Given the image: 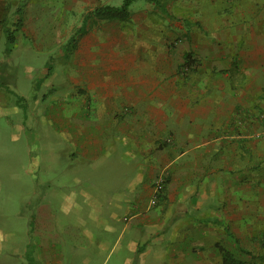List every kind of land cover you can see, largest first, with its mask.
I'll return each instance as SVG.
<instances>
[{
    "label": "crops",
    "instance_id": "crops-1",
    "mask_svg": "<svg viewBox=\"0 0 264 264\" xmlns=\"http://www.w3.org/2000/svg\"><path fill=\"white\" fill-rule=\"evenodd\" d=\"M193 4L202 29L161 48L155 61L77 64V88L65 99L73 105L56 117L64 155L83 167L76 180H90L88 171L126 179V194L107 206L133 213L123 230L135 254L151 239L162 245L171 230L184 246L175 264H222L227 231L258 229L264 213V0ZM163 172L164 190L149 209L150 182ZM36 235L34 256L12 249L0 264H60Z\"/></svg>",
    "mask_w": 264,
    "mask_h": 264
},
{
    "label": "rangeland",
    "instance_id": "rangeland-1",
    "mask_svg": "<svg viewBox=\"0 0 264 264\" xmlns=\"http://www.w3.org/2000/svg\"><path fill=\"white\" fill-rule=\"evenodd\" d=\"M121 2L0 0L3 257L12 249L24 259L34 256L38 233L50 244V252L60 264H175L172 255L177 257L184 247L178 243L180 233L169 230L161 236L162 245L151 239L144 242L141 256L135 254L129 245L130 235L123 230L133 213L126 215L122 207L107 206L108 200L116 202L118 195L126 194V179L116 173L115 181L112 176L107 180L100 172L90 175L88 171L90 180L78 181L82 165L64 155L56 116L59 106L70 109L73 105L65 99L77 88V64L95 68L109 61L121 68L125 63H149L160 57L161 48L173 49L185 42L188 31L202 29L197 20L202 14L193 3L202 8L203 0H134L127 20L90 17L85 33L77 34L88 13ZM5 30L14 36L13 45L6 43ZM156 174L150 191L160 173ZM148 200L145 207L151 209L154 205ZM97 203L101 207L98 212ZM38 211L44 216L42 223L34 219ZM258 220V229L227 231L229 243H221L220 247L241 257L242 264H264L260 260L264 254V213ZM109 225L113 232H106ZM13 263L20 264L16 259Z\"/></svg>",
    "mask_w": 264,
    "mask_h": 264
},
{
    "label": "trees",
    "instance_id": "trees-1",
    "mask_svg": "<svg viewBox=\"0 0 264 264\" xmlns=\"http://www.w3.org/2000/svg\"><path fill=\"white\" fill-rule=\"evenodd\" d=\"M134 0H122L119 6H103L95 8L92 12L88 13L82 23L81 28L78 32H82L85 29V25L87 20L90 17H95L97 19L103 20H112V21H125L129 18V8L132 5ZM20 19H18L17 27L20 25ZM5 40L8 45H13L14 43V36L10 31L5 30ZM79 34V33H77ZM190 59V60H189ZM191 62V56L187 55L184 58V65L189 66L188 62ZM218 251L221 256L222 264H242V262L235 259L234 255L227 251L226 249L218 246ZM261 261L264 262V254L260 258Z\"/></svg>",
    "mask_w": 264,
    "mask_h": 264
},
{
    "label": "built area",
    "instance_id": "built-area-1",
    "mask_svg": "<svg viewBox=\"0 0 264 264\" xmlns=\"http://www.w3.org/2000/svg\"><path fill=\"white\" fill-rule=\"evenodd\" d=\"M164 184H165L164 175L162 173H160L157 176L155 183H154V186H153L152 191H151L150 205H154L157 202L159 196L163 192Z\"/></svg>",
    "mask_w": 264,
    "mask_h": 264
}]
</instances>
